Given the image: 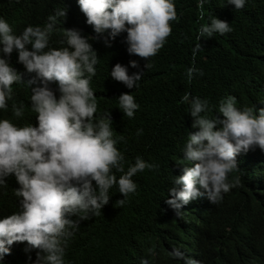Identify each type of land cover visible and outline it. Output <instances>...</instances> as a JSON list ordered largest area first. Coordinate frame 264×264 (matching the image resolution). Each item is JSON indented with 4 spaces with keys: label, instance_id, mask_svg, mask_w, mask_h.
<instances>
[{
    "label": "clouds",
    "instance_id": "obj_1",
    "mask_svg": "<svg viewBox=\"0 0 264 264\" xmlns=\"http://www.w3.org/2000/svg\"><path fill=\"white\" fill-rule=\"evenodd\" d=\"M77 3L95 35L63 28L60 43L64 46L60 48L51 47L50 40L57 24H63L66 18L65 7L56 9L44 26L29 25L20 34L0 17V110L7 109L9 100L19 95L23 85L31 90L28 111L32 118L37 114L35 126H19L14 120L23 117L25 105L13 103L12 116L0 119V187L12 177L18 185L14 197L0 209V262L16 245L27 243L30 249L38 250L32 264H65L69 241L82 221L101 214L112 197L110 190L116 187L122 195L116 202L122 207L138 189L132 178L159 167L137 156L125 170V157L116 147L118 139L114 138L110 111L95 115L98 105L91 81L99 58L92 41L101 40L105 47H111L112 41L126 33L123 42L127 53L146 63L143 69L136 60H130L128 65L117 63L109 77L132 90L138 87L144 69L151 67L149 58L159 52L172 32L170 22L177 19L175 0ZM207 3L209 0H197L201 19ZM246 3L247 0H227L226 6L241 10ZM232 30L228 22L213 15L200 26L192 48V64L185 72L189 84L195 75H203L195 66L196 55L203 50L198 41ZM129 68L137 71L129 74ZM28 73H35V78ZM117 100L123 114L133 118L139 109L135 97L123 93ZM180 103L189 105L191 127L198 130L188 132L178 165L182 166V174L173 176L168 189L171 198L165 203L176 217L182 216V210L191 203H199L202 215L209 218L214 205L239 184L238 178L230 182L229 174L238 170L240 160L251 153L258 159L264 157V107L241 109L236 98L228 96L220 100L217 114L210 117L206 98L185 92ZM141 134L142 129L137 131V135ZM116 172L121 175L117 177ZM194 250L187 256L173 248L168 257L176 264H200L196 257L198 246ZM219 253L216 264H264V251L252 245L241 247L242 259L238 263L223 251Z\"/></svg>",
    "mask_w": 264,
    "mask_h": 264
},
{
    "label": "trees",
    "instance_id": "obj_2",
    "mask_svg": "<svg viewBox=\"0 0 264 264\" xmlns=\"http://www.w3.org/2000/svg\"><path fill=\"white\" fill-rule=\"evenodd\" d=\"M226 4L227 0H209L201 19L197 0H175L177 19L170 22L172 32L159 52L149 58L151 67L144 69L138 87L132 90L109 77L117 63L128 65L130 60H136L141 69L146 63L127 53L123 42L126 33L112 41L111 47H105L101 40L92 41L99 58L91 81L98 105L95 115L110 111L114 138L118 139L116 147L125 157V170L137 156L159 167L155 171L146 169L132 178L138 189L122 207L116 203L122 195L116 187L110 190L112 197L101 214L82 221L69 241L65 264H176L168 257L171 249L179 248L189 256L197 246L200 264H216L219 251L238 263L242 246L252 245L264 251V157L258 159L251 153L240 160L238 170L229 174V181L238 178L239 184L214 205L209 218H204L199 203H191L180 217L165 203L171 198L168 189L173 176L182 174V166L178 165L188 132L198 130L191 127L189 105L180 103L185 92L206 98L210 117L217 114L220 100L228 96H234L241 109L264 107V0H247L241 10ZM63 7L67 9L66 18L63 24H57L51 47L64 46L60 43L63 28L95 35L77 0H0V17L22 33L29 25L44 26L48 17ZM212 15L228 22L233 30L198 41L203 50L197 53L195 66L203 75H195L189 84L185 72L192 64V48L200 26L208 23ZM17 58L16 55L15 62ZM135 71L129 68V74ZM28 75L35 78V73ZM50 87L55 88V84ZM123 93L132 94L139 105L133 118L119 108L117 98ZM30 96L31 90L22 85L19 95L9 100L7 109L0 110V119L12 116V104L22 102L24 115L14 123L35 126L37 114L32 118L28 111ZM141 129L142 134L137 135ZM6 182V186L0 187V209L14 197L18 187L14 177ZM37 251L21 243L0 264H32Z\"/></svg>",
    "mask_w": 264,
    "mask_h": 264
}]
</instances>
